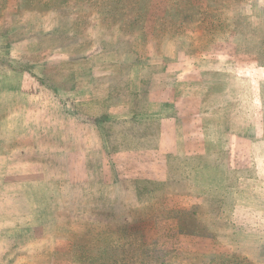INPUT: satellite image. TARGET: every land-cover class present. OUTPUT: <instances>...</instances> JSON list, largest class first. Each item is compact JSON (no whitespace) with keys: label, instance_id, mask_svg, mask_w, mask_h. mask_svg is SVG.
<instances>
[{"label":"rangeland","instance_id":"obj_1","mask_svg":"<svg viewBox=\"0 0 264 264\" xmlns=\"http://www.w3.org/2000/svg\"><path fill=\"white\" fill-rule=\"evenodd\" d=\"M0 264H264V0H0Z\"/></svg>","mask_w":264,"mask_h":264},{"label":"trees","instance_id":"obj_2","mask_svg":"<svg viewBox=\"0 0 264 264\" xmlns=\"http://www.w3.org/2000/svg\"><path fill=\"white\" fill-rule=\"evenodd\" d=\"M19 68H20V69H23V66H19ZM136 95H140V92L137 91V92H136ZM216 161H217V160H215L214 163H215Z\"/></svg>","mask_w":264,"mask_h":264}]
</instances>
